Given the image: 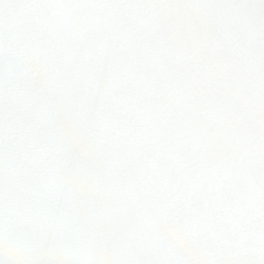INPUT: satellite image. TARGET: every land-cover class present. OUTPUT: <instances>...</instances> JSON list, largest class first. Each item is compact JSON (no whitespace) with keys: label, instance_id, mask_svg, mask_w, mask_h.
I'll list each match as a JSON object with an SVG mask.
<instances>
[{"label":"clouds","instance_id":"9594fccd","mask_svg":"<svg viewBox=\"0 0 264 264\" xmlns=\"http://www.w3.org/2000/svg\"><path fill=\"white\" fill-rule=\"evenodd\" d=\"M0 264H264V0H0Z\"/></svg>","mask_w":264,"mask_h":264}]
</instances>
